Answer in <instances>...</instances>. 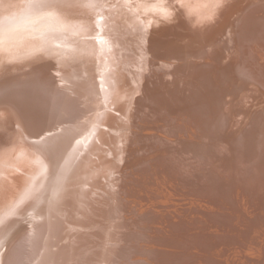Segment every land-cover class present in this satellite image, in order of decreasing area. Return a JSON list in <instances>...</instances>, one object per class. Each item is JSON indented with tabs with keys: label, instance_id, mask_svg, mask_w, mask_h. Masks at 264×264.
Segmentation results:
<instances>
[{
	"label": "bare ground",
	"instance_id": "1",
	"mask_svg": "<svg viewBox=\"0 0 264 264\" xmlns=\"http://www.w3.org/2000/svg\"><path fill=\"white\" fill-rule=\"evenodd\" d=\"M129 1L117 2V11L121 13L109 25L102 19L105 22L100 34L81 37L75 45H68L71 38L62 42L55 38L52 46L51 32L62 30L74 36L76 31H83L84 23L77 20L73 24L75 28L64 23L28 29L49 20L38 18L32 24L31 18L50 8L57 16L79 10L86 13V20L92 19L93 8L100 6L97 1L0 0V45L4 43L8 48H0V240L14 234L16 224L26 212L28 222L22 228L29 227L39 215L33 230L20 229L16 240L6 248L8 251L3 252L2 264L58 262L67 244H63L64 249L59 244L52 249L53 229L63 223L66 236L81 221L88 222L89 228L80 236L76 231V237L72 236L74 232L67 236H72L67 243L71 242L73 249L71 262L67 264L95 263L98 252L92 248L104 243L93 237L100 236L104 225L103 231L109 230L108 218L116 222L112 225L111 242H115V234H122L124 228L123 232L132 236L133 241L138 243L144 239L141 245L128 250L136 258H145L133 264H148L147 260L150 264H180L174 259L181 253L158 248L161 242L167 246L180 244L174 233L179 223L162 229L168 235L159 237L150 234L149 229H146L147 235L133 227H122L115 216V207L106 201L112 199L119 182L130 187L132 183L133 195L140 201L136 210L143 213L148 212L145 201H158L163 194L174 192L177 183L193 189L192 196L197 201L209 197L219 199V203L226 202L219 207L213 204L211 208L221 209L216 213L221 219L220 226L236 229L231 235L236 244L229 246V250L242 252L239 239L245 238L250 229L256 237H249V243L257 242L260 250L264 248V229L257 225L264 221V183H261L264 179V0L241 1L237 12L233 11L236 0ZM36 6L40 9L30 11ZM131 9L141 16H126ZM179 17L185 18V25L177 22ZM215 28L217 33L211 36ZM166 29L184 31L188 36L184 40L159 42V35L155 34ZM111 34H117L115 40H127L128 47L116 45V51L114 47L108 50L114 40H107ZM182 43L186 46L179 48ZM30 48H40L42 52L27 50ZM8 57L11 58L4 61ZM158 90L168 104V109L160 114L153 110ZM210 90L212 93H208ZM214 93L226 97L221 113L216 96L211 97ZM130 109L142 117L138 118L146 124L142 129L153 133L137 137L134 149L129 144L130 138L128 142L120 140L129 137V127L136 126L132 115L127 116ZM62 124H66V136L58 133ZM206 128L226 135L211 137L221 139L220 149H216L225 153L210 149L214 160L227 164L233 161L224 172L213 171L208 162L209 154L204 149L208 140H202ZM49 129H54V135L49 134V138L47 134L42 135V131ZM60 138L65 140L61 142ZM192 138L199 143L188 141ZM142 139L167 141L163 146H168L160 151V156L148 151L145 144L139 146ZM83 140H87L85 144ZM79 141L82 142L77 147ZM174 143L179 147L173 148ZM233 143L245 160H238L235 154L227 152ZM143 146L140 154L143 167L139 173H132L130 167L137 160L132 155ZM181 150H192L197 161L184 159L177 154ZM170 157L178 160V165H174L176 170L171 167ZM248 172L250 177L246 180ZM208 180L213 183L212 189L207 185ZM90 185L94 189H83ZM81 192L85 194L83 208L81 202L71 200ZM128 207V213L135 212L130 210L134 209L132 204ZM47 212L49 217L45 218ZM233 214L242 218L233 219ZM149 215L150 212L144 216ZM133 217L137 226L140 222L143 227V220L138 221L135 215L132 220ZM42 234L45 235L41 238ZM106 251L103 247L101 253L104 252L105 259ZM203 256L198 259L206 258ZM182 260L187 259L181 257Z\"/></svg>",
	"mask_w": 264,
	"mask_h": 264
},
{
	"label": "rangeland",
	"instance_id": "2",
	"mask_svg": "<svg viewBox=\"0 0 264 264\" xmlns=\"http://www.w3.org/2000/svg\"><path fill=\"white\" fill-rule=\"evenodd\" d=\"M90 1L91 2L97 1L98 5L105 7L103 9V11H101L102 7L95 6L92 10V12H93V15H92L93 18L92 19L87 18L88 20H86L85 19L86 13L78 12L79 10H76V11L74 10V12L71 15L60 14V16H57V15H54L53 12H51L50 8H48L43 13L38 14V17H32L31 20L33 22H30V23L34 24L35 22L38 21V18H40V19L48 18L49 20L46 22L41 21L40 25H35L33 27H29L28 29H31V28L33 29V28H36L39 26H49V25L50 26H53V25L59 26V25H62L64 23L71 28H75L74 25H76V22H78L77 20H81L84 23L83 26H85V27L82 29L83 31H81V33L76 31L74 36L72 34H70L69 32L62 31V30L61 31L56 30V31L51 32L49 34L50 40L49 39L48 40L52 46L55 45V41H54L55 38H58L59 41H61V42L63 40H68L69 38H71V43L68 45H75L78 42V39L81 37L87 36L88 38H90L92 35L96 36V35L100 34L99 33L100 31L103 30V23L105 22V20L102 21V19H106L107 24L109 25L113 21L112 19L116 18L117 16H119V13H121V12L117 11V8H118L117 2L119 0H90ZM143 1L148 2V1H153V0H143ZM157 1H159V2L162 1V3H163L165 0H157ZM241 1H244V0H236L235 1L236 3L233 6V11L237 12L239 2H241ZM127 2L129 3L130 1L126 0V2H125V0H124V2H121V3L125 4ZM40 5H42V4H40ZM40 5H38V6H40ZM38 6H36L35 9L33 7H31L30 11L34 12V11H37L38 9H40V7H42V6H40V7H38ZM131 11H133V9H131L126 16H130L133 18L138 17L139 15L141 16V14H139V12H137V11L131 12ZM49 16H50V18H49ZM184 19H185L184 17H182V18L179 17L177 22L182 24V25H185ZM110 20H112V21H110ZM88 21H89V23H88ZM129 22L132 24L135 21H129ZM221 26H222V24H221ZM213 32H210L211 36H213L217 33V28H215L213 30ZM79 33L81 35L78 36V38H76V36ZM155 35H159V38L157 39L159 42L164 41L166 43L167 42H174L176 40V38H179V39L181 38L182 40H184L188 36L185 34L184 31L179 32V30H176V29H166L164 31L160 30L159 33L155 34ZM107 37H108L107 40H113L114 39L111 42L113 44L109 43L110 45H108V50L111 49L112 47H114V51H116V47H115L116 45H123V48H125V46L128 47V45H129L127 40H125V41L124 40H121V41L115 40L118 38L117 34L116 35H114V34L107 35ZM96 39H98V38H96ZM178 46H179V48H183L186 46V43H182ZM0 48L8 49V48H6L4 43L0 45ZM39 49L40 48L34 50V49L30 48L27 50L39 51ZM120 49H117V50H120ZM12 51L16 52V51H18V49L12 50ZM22 51L29 52L26 50H22ZM39 52H42V51H39ZM11 57L5 58L6 60H4V61H7ZM10 65L11 64H8V66H10ZM80 72H81V70H80ZM161 93L162 92L160 90L156 91L155 97L157 98V101H156V103L154 102V105H153V107H154L153 110L156 114H158V113L160 114V113L164 112L166 109H168L167 108L168 104L166 106V104L164 102V98H163V96H161ZM208 93H212V91L210 90ZM173 96L175 97V95H173ZM211 97H215V102H217L218 112L221 113L222 111H224L223 109H224V106L226 105L225 104L226 97L224 95H216L215 93ZM189 100H191V99H189ZM237 101H238V99H237ZM118 102H120V101H118ZM166 103H167V101H166ZM170 103H173L172 95H170ZM135 105L136 106L139 105L138 102H136ZM155 107H157V108H155ZM217 107H215V108H217ZM136 110H138V109H136ZM139 112H140V110H139ZM130 115H132V118H133V121H132L133 125H136V126L129 127V129H128L129 132H127L128 133L127 135H129V137L124 136V137L120 138V140L122 142H128V140L130 138L129 144H131V147L134 149V145L136 144V138L137 137H139L143 134H153V133H148L147 129H142L146 124L139 121L138 118L141 119L142 117H140V116L137 117V114H135L134 110L131 111V109H130V111H127V116H130ZM153 115L154 114L151 113L150 117L153 118ZM249 116H248V118H249ZM64 118L62 120H64ZM82 122H84V121H82ZM78 124H80V122ZM65 125L66 124L60 125L61 128L58 131V133H60L61 135H63V133H64V135L66 136ZM196 125L199 127L198 122H196ZM247 129H249L248 126H247ZM130 131L133 134L130 135L129 134ZM35 132L37 133V129H35ZM157 133L159 135L163 136L161 134V132H157ZM204 133H205V135H204V137H202V140L203 139L208 140L207 141L208 145H204V149L207 152V154H209L208 156H209L210 160L208 162L210 163L212 170L213 171L214 170L215 171L221 170L222 172H224L225 170H228L229 166H232L233 161L232 162L230 161V163H228V164L225 163L226 161L225 162H218V161L214 160L211 156L212 154H210V149L215 150V152L221 151L222 153H225V151L223 152V150L216 149V147L219 148L218 144L220 143L221 139L218 140L219 139L218 137H216L217 140L213 139V138L215 136H226V135L223 133H220V134L216 133L214 131V129H212V128H206L204 130ZM43 134L44 135L47 134V136L49 138V134L54 135V129L42 131V135ZM89 137H90V135H89ZM89 137H88V140H89ZM182 137H185V135L183 133H182ZM211 137H213V138H211ZM210 139H212V140H210ZM64 140L65 139L60 138L61 142H63ZM86 141L87 140H85V141L83 140L82 144H85ZM188 141L199 143V141L195 138L189 139ZM214 141H216V142H214ZM81 142L82 141H79L78 144L75 143L76 146L79 147ZM166 142L167 141L158 142V141H155L154 139H142L139 146H142L145 144L146 147L149 148L148 151H152V152H155L158 155H160V154H162L160 152L161 150H163L165 148L167 149V146H168L167 144L165 146H163V144ZM174 144H175V146H172L173 148L179 147V144H177V143H174ZM213 144H214V147H213ZM169 145H173V143H169ZM144 147L145 146H143L142 149L139 152H137L135 155H132V156H135L137 159L135 164H133V166L130 167V170L132 173H139V170L143 167V165H140V162L144 159L142 156H140V154L142 153ZM169 147L171 148V146H169ZM222 147H224L223 143H222ZM236 148H238L237 145H235L233 143L231 148L227 149L228 150L227 152H231V154H235V158L238 160H245V159H243V158H245V156L243 154H240L239 150H237ZM173 151H174V149L171 150V152H173ZM177 154H180V156L181 155L184 156V159L190 160L191 162L195 163L197 161V158L194 156L192 150H186V151L181 150V151H178ZM97 155H98V153L95 156H97ZM73 158H74V154L72 153V159ZM169 162L172 163L171 167H173L176 170L174 165H178L177 164L178 160L175 159L174 157H170ZM203 166L206 167V164H203ZM145 168H147V170L150 169V167H148V166H146ZM246 174H248V176H245V179L248 180L250 177V174H249V172ZM189 175H191V174H189ZM200 176H202V175H200ZM234 177H237V176H234ZM239 177L241 179H243L244 176H239ZM262 181L263 182H261V183H264V179ZM207 185L211 189L213 188L212 187L213 183H211L209 180L207 182ZM67 187H69V184ZM131 187H132V183H131ZM131 187L128 184L122 186L120 182L117 183V186L113 191L112 199L106 200L107 203H109V205H111L113 208L115 207V210L117 211L115 216L119 219V222H122V224H121L122 227H124V226H126V228L133 227V229L136 230L138 233H146L147 235H149V231L146 229H149L150 234L153 233L156 237L162 236V234H163L162 229L168 228V226H171V223L174 225H175V223H179V224L175 225V226H177L176 231H174V230H172V231H174L175 235H177V238H178L180 244H178L176 246H167L165 244L162 245V242H161V244H159L158 248L162 249L165 252H173V253L178 252L179 254L181 253L180 257H177L174 259V260H178L180 262V264H264V248L262 249V247H261V250H260L259 246H257V242L251 241V243H249V241H250L248 239L249 237H251V238L256 237L255 234L253 235V232L251 229L248 231V233L246 231L245 238L240 237V239H239L242 242L241 244L243 245V246H240V248H243L242 252L239 249L235 250V249L231 248V250H229V248H230L229 246L236 244L234 241L235 239L232 240L233 237H231V235L234 234V230H236V229H235V227L229 226V225L225 226V227L220 226L218 221L221 219L219 217L217 218L216 213L220 212L221 209L219 208L218 210H216V208H211V207H213V204L215 207H219L220 204L224 205L226 202H220L219 203V199H215V198L210 199L209 197H203L201 199H198V201H197L192 196V193L194 192L193 189L186 188L183 183H177L176 186H174L175 187L174 192L169 193L168 195H165V196L163 194V196L161 198H159L158 201L151 200L150 202H148V201L144 202V205L147 206L148 212H150V215L148 217L151 216V218L149 219L147 216H144L148 212L143 213L141 211L138 212L136 210V209L139 210L140 201L133 195V191H132ZM219 187H221V186H219ZM88 188H91V190L94 189L93 185H90V187L86 186L83 189L87 190ZM88 190H90V189H88ZM220 190H222V189H220ZM66 192H68V191H66ZM185 192H187L188 194ZM91 195H93L92 191H91ZM82 197H84V199H85L84 192L77 193V194L73 195L71 197L72 198L71 200L81 202L83 204L81 207L83 208L84 203H83ZM108 198H110V197H108ZM216 202H218V206L215 205ZM131 204L134 207V209H130V210L135 211L136 213L135 212L132 214L128 213V211H129L128 206L129 205L131 206ZM201 204H203V205H201ZM66 207H68V205L65 206V208ZM248 207H250V205H248ZM25 214L28 215L29 213L27 214V212H26ZM35 214H37V212ZM35 214H34V216H35ZM26 215L23 217V219H21L22 217L20 218L21 220L19 219L20 224L19 223H18L19 225L16 224V227H15L16 231L14 232V234H11V236H9L8 238H6V236H5L2 241L0 240L1 241L0 245H2L0 248V264H2V262H3V256H4L3 252L5 253V250H6V248H8L10 243H12L14 240H16L15 238H16L17 234L19 235V232L21 230H23V231L33 230L32 225L39 215L35 216V220L32 222V224L29 227L24 226V228H22V226L26 222H28ZM129 215H131V216H129ZM134 215L137 217L138 221H139V219L143 220V224H144L143 227L144 228L142 227L140 222L137 226V223L135 222V219H136L135 217H133L134 220H132L131 217ZM44 216H45V218L49 217L48 212L46 214H44ZM233 216H234L233 219L237 218V217H239V219L242 218L238 214H233ZM108 220H109V225H110L109 230L103 231L106 228L104 225L103 230L101 232L99 231L100 236L99 237H93L95 240H99L100 242L104 243V245L102 246L101 243H99L98 245H96L92 248L93 250H96L98 252L94 258L95 263H92V264H126L127 262L129 264H133V262L135 260L136 261L144 260L145 258H140V257L136 258L134 253L128 251L129 248L133 249L135 245H141L142 242H144V239L142 241H139L138 243L136 241H133L132 236L127 235L123 232V230L125 229L124 228V229H122V234L118 233V232L115 234V236H117V239L115 240L116 243L111 242L112 225L116 222L112 218H108ZM125 223H127V224H125ZM64 224H66V223L64 222ZM257 225H260V227H262V229H264V221L262 224H257ZM87 228H89V223L85 222V221L84 222L81 221V224H75L74 228L72 230H70L69 234H72L74 231H76L80 236V234H83L84 231L88 230ZM144 229H145V232H144ZM168 231H169V229H168ZM64 232H65V229L63 228V223H61V226L58 229L57 228L53 229V233L51 235L52 249H53V247H55L58 244L61 246V248L64 249L65 246L63 244H67V246L65 248V252H63L62 258L58 262H55L54 264H67V262L68 263L71 262L70 256L72 254L73 249L70 247L72 246V243L71 242L67 243V241L72 236L76 237L77 234L74 232V234L72 236H70V238H68L67 236L69 234L64 236ZM30 233L35 234V232H30ZM228 233L230 236L227 235ZM44 235L45 234H42L41 238ZM163 235H168V233L163 234ZM137 236L139 238H143L139 235H137ZM169 236H172V235H169ZM78 240H80L79 237H78ZM230 240L232 241L231 244L229 243ZM42 246H44V242L42 243ZM152 246H155V245H152ZM103 247L107 248L106 253H108V255H107L106 259L103 257L104 252L101 253ZM148 247L149 246H146L145 248H148ZM6 251H8V250H6ZM237 251H238V253H237ZM260 251H262V253ZM44 252H45V250H44ZM251 252H254V253H251ZM203 254H204L203 257H206V258L201 257V259H198ZM235 256H237V257H235ZM181 257H183L184 259H187V260L181 261ZM240 257L241 258L243 257V258L241 259ZM169 260H172V258H169ZM146 262L148 264L152 263L148 260ZM170 264H173V263L171 262Z\"/></svg>",
	"mask_w": 264,
	"mask_h": 264
}]
</instances>
